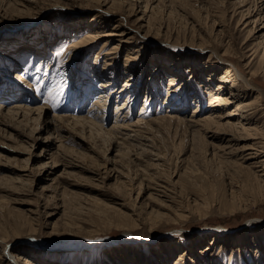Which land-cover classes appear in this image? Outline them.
I'll list each match as a JSON object with an SVG mask.
<instances>
[{
	"label": "rangeland",
	"instance_id": "obj_1",
	"mask_svg": "<svg viewBox=\"0 0 264 264\" xmlns=\"http://www.w3.org/2000/svg\"><path fill=\"white\" fill-rule=\"evenodd\" d=\"M224 61L256 71L264 125V0H0V264H264L253 170L220 157L218 131L144 125L196 98L203 116ZM111 79L100 131L81 120Z\"/></svg>",
	"mask_w": 264,
	"mask_h": 264
},
{
	"label": "bare ground",
	"instance_id": "obj_2",
	"mask_svg": "<svg viewBox=\"0 0 264 264\" xmlns=\"http://www.w3.org/2000/svg\"><path fill=\"white\" fill-rule=\"evenodd\" d=\"M108 35H110V34H108V33L105 34V36H108ZM88 40L93 42L95 40V38L88 39ZM103 45H105V44H103ZM116 47L117 46L112 48L113 50L107 51L105 53V55H107V56L111 55L113 52L116 51V50H114V49H116ZM98 56L99 55H97V57ZM108 60H110V62H111L112 59L108 58ZM127 61H130V60H127ZM110 62H107L106 64L110 65ZM224 64L226 65V69H225L226 71L223 72L224 74L219 76L223 85L219 83L220 85L218 86V89L215 90V92L211 89H209L208 92L206 91L208 94V102H207V105H208L207 108L208 109L206 110L207 112L203 116H200L201 115L200 113L203 110L201 108L200 99L196 98V100H195V102H197L196 106H195L196 109H193V113L190 115V117H188V119L184 118L181 120V118L178 115H176L175 111H179V112L183 113L182 112L183 109L181 107H178V106H176V107L172 106V107H175V109H173L174 113L166 112L164 116L148 119L147 120L148 123L146 122V123H144V125H146L145 128H147L148 126L150 128V127H152V125L158 126L159 128L163 126V128H164L165 124H171V122L174 119L177 122H182L184 124V126L187 128L197 129L196 132L201 131L204 133H208L210 131H212V132L218 131V133L220 134L218 136L219 139L224 142V146L221 147L219 150L221 152L220 157L222 159L229 161V162L232 161V164H234V166H236V167H238V166H239V168L248 167L249 169H252L253 170L252 175H254L253 177L255 178V180H257L258 184L264 186V180L259 178V176L264 174V125H258V120H257V118H255V113L258 110V102H257L258 97L257 96H259L261 93L256 95L254 99H249V95H250L249 92L250 91H256V92L259 91L258 87L253 84L254 82H257L258 76H257L256 71L248 69L249 67H247V68L243 67V69H242L243 74H241V72L235 67V65L232 62L226 61ZM59 72L63 73V70L61 71L60 69H57L55 72V75H56V73L58 74ZM62 73L59 75H61V76L62 75H69L68 73L67 74H62ZM261 73L264 74V68L261 69ZM171 75H172L173 83H170V86L175 84L176 76H178L179 74L176 72H172ZM16 76L20 77V78L23 77V76H21V74H17ZM112 80L113 79L100 82L99 85L102 87V91L99 94V96L96 99H94L92 106L87 111V115L82 117V120H81L82 123L94 125L95 127L97 126L100 129V131L103 129L101 127V124H99V121H101L102 117H104V116H102L103 115L102 113L105 112V109H106L105 105H107V103H108L106 96H108L109 93L110 92L112 93V90H114V88L113 89L111 88V91L109 92L106 89V88H109L111 85L112 86L114 85L111 82ZM125 82H124V85L122 87L123 89H121L119 92L126 91L127 88L129 89L131 84L134 83V79H132L131 76L129 75V78L126 79ZM27 85H29V82ZM179 87L180 86H178L176 88L171 87L168 90L169 92H167L166 97H165L166 103L168 101H170L171 99L177 98V97H175V92L180 89ZM223 88H225V89H223ZM237 88H239V90H237ZM183 89L185 90V88H183ZM103 92L107 95H103ZM129 93H131V92H129ZM71 94L73 95V93H71ZM171 94H174V96ZM132 96L134 97V94H132ZM128 101H129V99H128ZM151 102H153V97L150 99L148 97L147 101H146V106L142 107L143 108L142 111L139 112L140 115L144 116L143 114H147V109H148V106ZM120 104H118L116 106L115 112H116V114H118V119L123 120V117L126 114L122 115V112L119 113L118 108L119 109L126 108L129 105V103L123 102ZM163 104H164V101H163ZM167 104H171V103L168 102ZM225 107H229V108L226 111H224L225 109H223V108H225ZM13 108L14 109H11V108L7 109L6 114L9 115L12 113L13 115H16L18 113V110L20 107L18 106V107H13ZM26 111L30 112L31 110L27 109ZM120 115H122L121 118H120ZM119 120L117 123H115L113 125V128L116 131H115V133H112V134H123V133H121L123 129H130V128H128L129 127L128 123L122 122L119 124ZM142 121H143V119L137 118V120L134 121V123H131L130 125L139 127L143 123ZM177 124H179V123H177ZM141 128H142V126H141ZM145 128H143V129H145ZM139 129H140V127H139ZM139 129L137 128V130H139ZM133 134H134V140H135V138L140 139V140L143 138L142 137L143 132L140 133L139 131H135V133H133ZM105 135L111 136V133L109 132V130H107L105 132ZM127 135H128V133H127ZM127 135L124 134L123 136H127ZM143 139H145V138H143ZM123 140L126 141L127 139L124 138ZM128 147L126 148L127 149L126 151L121 152V153L119 152L120 154L124 153L123 157H125V156L128 157V155L129 156L132 155V154H130V150H129L130 146H128ZM123 150H125V148ZM140 151H141V153L138 152L139 154H143V152L145 153L144 149H142ZM120 154H118V155H120ZM149 154L152 156H155L156 160L161 159L158 155L159 153L158 154L157 153H154V154L149 153ZM259 164H261V169L259 170L262 172L261 175H259V174L257 175L256 174L257 171L255 170V167L260 166ZM151 175H152V173H151ZM155 175H159V174L156 173ZM153 177H155V178L154 179L150 178L151 181L150 182L148 181L147 186L151 187L154 184V186L152 188H155L154 191H156V193L162 194L163 196L164 195L167 196L168 195V194H166L167 192L165 193V191L167 189L165 191L159 189V187H162L161 183H164V182H160L159 180L152 182L153 180L156 179L157 176H153ZM214 230L217 232L220 231L219 229H214ZM44 248L51 249L49 246H46ZM182 261H183V257L179 256L178 259L174 261V264H181Z\"/></svg>",
	"mask_w": 264,
	"mask_h": 264
}]
</instances>
